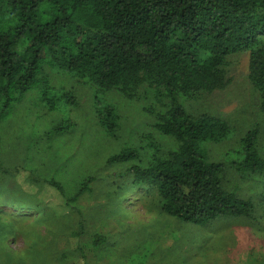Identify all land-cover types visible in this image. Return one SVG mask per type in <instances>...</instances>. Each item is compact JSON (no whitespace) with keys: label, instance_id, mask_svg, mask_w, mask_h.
Here are the masks:
<instances>
[{"label":"trees","instance_id":"16d2710c","mask_svg":"<svg viewBox=\"0 0 264 264\" xmlns=\"http://www.w3.org/2000/svg\"><path fill=\"white\" fill-rule=\"evenodd\" d=\"M239 54L248 56L259 118L244 132L227 116L193 108L230 84V59ZM69 81L90 92L103 137L122 143L129 134L107 163L145 192L147 209L189 227L236 219L263 230L264 0H0V125L30 93L60 116L44 130L47 140L71 133L79 98ZM139 117L150 120L135 135L129 126ZM214 144L228 147L215 157ZM21 168L0 159V205L40 212L39 194L31 199L14 181ZM92 178L70 192L32 171L35 187H55L72 207L61 264H98L88 252L110 242L78 206Z\"/></svg>","mask_w":264,"mask_h":264},{"label":"rangeland","instance_id":"374dc122","mask_svg":"<svg viewBox=\"0 0 264 264\" xmlns=\"http://www.w3.org/2000/svg\"><path fill=\"white\" fill-rule=\"evenodd\" d=\"M230 62V84L193 103V108L227 116L244 132L259 121L256 95L248 79V56L239 54ZM68 87L79 98V106L69 114L75 124L71 133L47 140L44 130L60 116L41 109L35 102L37 95L30 93L4 115L0 125V159L11 167H22L14 181L31 199L39 194V205L44 208L39 212L0 205V264H61L58 258L63 259L67 248V215L72 217V207L55 187L44 182L35 187L32 171L43 179L60 180L70 192L82 178L93 177L91 189L83 194L78 206L92 229L109 235L110 242L104 248L87 251L99 259L98 264H130V260L132 264H264V228L251 229L236 219L189 227L155 206L147 209L144 202L150 203V199L143 198L145 192L126 186L124 179L116 176L121 169L107 163L129 134L121 138L122 143L103 137L96 128L90 92L76 82L69 81ZM126 113L131 115L132 110ZM140 117L129 126L135 135L148 127L150 120L138 123ZM226 147L214 144L211 150L220 157ZM16 196L24 197L19 193ZM41 217L37 224L35 220ZM146 238L152 244L143 246ZM120 258L123 263H119ZM90 262L97 264L93 259Z\"/></svg>","mask_w":264,"mask_h":264}]
</instances>
